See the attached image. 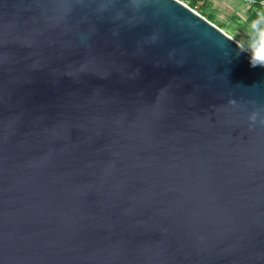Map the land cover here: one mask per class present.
Here are the masks:
<instances>
[{
  "label": "water",
  "instance_id": "water-1",
  "mask_svg": "<svg viewBox=\"0 0 264 264\" xmlns=\"http://www.w3.org/2000/svg\"><path fill=\"white\" fill-rule=\"evenodd\" d=\"M252 58L182 0H0V264H264Z\"/></svg>",
  "mask_w": 264,
  "mask_h": 264
},
{
  "label": "trees",
  "instance_id": "trees-1",
  "mask_svg": "<svg viewBox=\"0 0 264 264\" xmlns=\"http://www.w3.org/2000/svg\"><path fill=\"white\" fill-rule=\"evenodd\" d=\"M192 8H197V11L205 16L207 19L215 23L220 28H223V23L217 22V19L214 15V12L211 9V1L210 0H184ZM261 5L259 0H255V3L252 4L250 8V15L248 19L242 24V30L247 32L246 43L243 44L248 50H250L253 54L256 51L257 54L264 51V41L262 37L264 36L263 23L260 19V9ZM259 33L262 35L259 37ZM253 46V50L249 48Z\"/></svg>",
  "mask_w": 264,
  "mask_h": 264
},
{
  "label": "crops",
  "instance_id": "crops-1",
  "mask_svg": "<svg viewBox=\"0 0 264 264\" xmlns=\"http://www.w3.org/2000/svg\"><path fill=\"white\" fill-rule=\"evenodd\" d=\"M211 8L215 13L217 12L219 15H223L225 17H230L239 21H242V24L248 19L250 15V8L252 4L248 3L246 0H210ZM260 19L263 23L264 29V6L261 7ZM259 37L262 35L258 34ZM264 36L262 40L264 41ZM263 52V51H262ZM261 53V52H260Z\"/></svg>",
  "mask_w": 264,
  "mask_h": 264
},
{
  "label": "rangeland",
  "instance_id": "rangeland-1",
  "mask_svg": "<svg viewBox=\"0 0 264 264\" xmlns=\"http://www.w3.org/2000/svg\"><path fill=\"white\" fill-rule=\"evenodd\" d=\"M195 10L197 11V8ZM213 12L217 19V22L223 23L224 27L222 29L225 32H227L232 37H234L236 40H238L242 45L246 43V36L248 35V33L242 30V21H239V20H236L230 17H225L223 15H219L217 12L215 13V11ZM249 48L253 50V46H250Z\"/></svg>",
  "mask_w": 264,
  "mask_h": 264
},
{
  "label": "clouds",
  "instance_id": "clouds-1",
  "mask_svg": "<svg viewBox=\"0 0 264 264\" xmlns=\"http://www.w3.org/2000/svg\"><path fill=\"white\" fill-rule=\"evenodd\" d=\"M257 64L264 65V57L259 56L256 51H254L253 58H252V66H256ZM255 119V117H253Z\"/></svg>",
  "mask_w": 264,
  "mask_h": 264
},
{
  "label": "built area",
  "instance_id": "built-area-1",
  "mask_svg": "<svg viewBox=\"0 0 264 264\" xmlns=\"http://www.w3.org/2000/svg\"><path fill=\"white\" fill-rule=\"evenodd\" d=\"M248 3L253 4L255 3V0H246ZM259 3L261 6H264V0H259ZM264 39V38H263ZM259 56L264 57V51L258 54Z\"/></svg>",
  "mask_w": 264,
  "mask_h": 264
}]
</instances>
